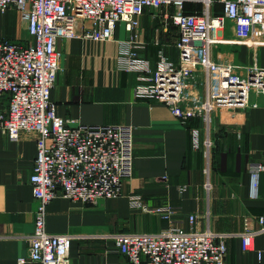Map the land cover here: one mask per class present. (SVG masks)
I'll list each match as a JSON object with an SVG mask.
<instances>
[{"label":"built area","instance_id":"1","mask_svg":"<svg viewBox=\"0 0 264 264\" xmlns=\"http://www.w3.org/2000/svg\"><path fill=\"white\" fill-rule=\"evenodd\" d=\"M189 0H0V13L14 8L28 12V43L13 41L0 33V130L11 140L23 132L37 134V153L30 176L37 200L34 231L27 255L17 264H72L74 235L47 229L48 205L57 197L97 204L122 195L125 178L132 175L134 126L89 125L57 112L51 92L61 71L60 38L82 37L114 40L117 25L125 23L128 39L119 43L118 66L136 74L134 97L166 105L183 123L199 118L210 132L217 110L236 115L256 106L252 93L264 94V67L218 62L212 50L213 31L227 21L244 35L254 37L255 51L264 41V0H201V11L185 12ZM215 4L222 8L215 14ZM172 6L177 26L178 62L163 50L156 68L144 57L145 43L135 29L147 8ZM193 130L194 146H200V130ZM208 165L212 141H204ZM264 163L249 166L251 196L258 193ZM133 205L173 222L170 205L148 206L139 195ZM197 215L188 216L189 227L173 226L158 232H117L111 236L129 264H226L229 234L197 228ZM257 227L240 233L242 249H254V237L264 234V216ZM260 255L261 252H258Z\"/></svg>","mask_w":264,"mask_h":264},{"label":"crops","instance_id":"2","mask_svg":"<svg viewBox=\"0 0 264 264\" xmlns=\"http://www.w3.org/2000/svg\"><path fill=\"white\" fill-rule=\"evenodd\" d=\"M201 3V0H189ZM195 8V6H192ZM200 10L192 11V13ZM172 6L147 8L135 29L145 43L144 57L156 68L159 51L178 62L179 31L172 23ZM219 14L222 13L221 6ZM215 13V9H214ZM19 32L13 37L11 30ZM28 12L14 8L0 13V33L28 43ZM28 35L27 41L23 40ZM114 40L94 41L82 37L60 38L61 71L51 92L58 114L89 125L134 126L132 175L125 178L122 195L97 204H84L63 196L48 205L50 233H69L72 264H129L111 236L117 232H158L173 226L189 227L196 214L197 228L229 234L226 264H264V234L254 237V249H242L240 233L257 227L264 216V170L258 193L251 196L249 166L264 163V94L252 93L256 106L230 115L212 114L210 132L201 119L183 123L170 109L150 99H137L136 74L118 66L119 43L129 32L118 23ZM125 35V36H124ZM212 55L218 62L264 67V41L255 51L254 37L239 33L234 24L213 31ZM200 130V146H194L193 130ZM212 141V164L208 165L204 141ZM37 134L23 132L11 140L0 130V264H17L27 255L34 231L37 200L30 176L37 153ZM139 195L150 207L170 205L173 222L143 211L131 197ZM258 252H261L259 255ZM28 264H39L29 262Z\"/></svg>","mask_w":264,"mask_h":264},{"label":"trees","instance_id":"3","mask_svg":"<svg viewBox=\"0 0 264 264\" xmlns=\"http://www.w3.org/2000/svg\"><path fill=\"white\" fill-rule=\"evenodd\" d=\"M201 7V3H192V2H186L185 3V12L187 13H192V11H195V10H200V7ZM192 6H195V8H192ZM219 7L220 5L219 4H215V14H219ZM202 9V8H201ZM201 11V10H200Z\"/></svg>","mask_w":264,"mask_h":264},{"label":"rangeland","instance_id":"4","mask_svg":"<svg viewBox=\"0 0 264 264\" xmlns=\"http://www.w3.org/2000/svg\"><path fill=\"white\" fill-rule=\"evenodd\" d=\"M122 30L124 31V33L126 32V31H125V23H124V22H122ZM11 33H12V35H13L14 38H16V39H20V38H19V32H15V28H14V26H13V28H12V30H11ZM124 36H125V35H124ZM28 38H29V36L26 35L25 38H24L23 40L27 41ZM211 164H212V154H211Z\"/></svg>","mask_w":264,"mask_h":264}]
</instances>
